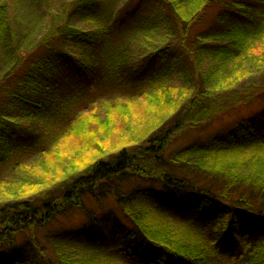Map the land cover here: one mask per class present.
Here are the masks:
<instances>
[{
	"label": "trees",
	"instance_id": "1",
	"mask_svg": "<svg viewBox=\"0 0 264 264\" xmlns=\"http://www.w3.org/2000/svg\"><path fill=\"white\" fill-rule=\"evenodd\" d=\"M7 9L0 5V64L5 63L0 73V166L16 155L11 168L25 169L18 160L22 154L37 156L35 163L53 142L69 143L71 134L80 143L91 121L102 130L111 126L109 113L124 103L105 104L108 114L102 120L88 112L71 119L73 111L65 106L95 81L104 88L140 82L147 91L139 90L136 100L153 107L162 104L161 109L175 112V119L166 127L156 126L153 135L147 132L137 155L122 148L110 160L91 162L82 178L54 184L46 197L24 198L47 184L37 176L36 182L23 178L12 185L0 180V201L17 198L0 202L4 263L29 264L33 257L40 264H114L112 259L119 264H264V129L256 130L257 122L243 123L232 136L169 152L170 138L180 129L205 130L236 103L264 98V90L256 91L264 89L263 72L256 76L260 84L233 87L245 74L264 68V0H76L65 6L57 27L38 40L31 34L35 26L23 28L25 21L12 19ZM74 19L93 24V30L70 25ZM204 22L209 29L203 30ZM162 32V45L134 54ZM168 35H174L170 42ZM212 58L217 67L204 77L212 79L209 91L199 93L204 79L194 74ZM135 59L143 60L136 64ZM144 73L149 76L137 80ZM171 77L191 82L194 99L179 107L181 97L171 95L177 90L164 91ZM50 110L57 118L65 112L59 124L69 126L55 141L41 145L32 125L26 128L11 115L19 112L31 123ZM70 146L65 149L70 151ZM134 177L139 186L160 190L134 187ZM124 183H129L128 191ZM232 185L237 194L227 193ZM106 197L114 201L123 221L114 215L92 218L68 238L36 237L35 230L82 209L85 199ZM24 230L32 233L27 260L25 255L16 261L3 255ZM66 242L89 248L90 258L77 260L66 253ZM49 249L53 251L48 256Z\"/></svg>",
	"mask_w": 264,
	"mask_h": 264
},
{
	"label": "rangeland",
	"instance_id": "2",
	"mask_svg": "<svg viewBox=\"0 0 264 264\" xmlns=\"http://www.w3.org/2000/svg\"><path fill=\"white\" fill-rule=\"evenodd\" d=\"M74 1L76 0H0V5L6 6L8 8V14L12 19L15 17L22 22L25 21V23H22L23 28L29 29L31 28V25H34L35 27L33 28V32L31 34H33V36L36 37L35 39L38 40L48 32L52 31L53 28L57 27L56 25L59 24L60 19H63L62 14L64 13L63 10L65 6L69 7ZM98 1L102 3V0ZM123 5V1H120L119 6L121 7ZM33 22L35 24H33ZM69 24L78 25V28L84 31L93 30L94 28L93 24L91 23H80V19H74ZM209 25L210 24L204 22L202 25V28H204L203 30L209 29L207 28ZM164 36L165 32H162L157 37H154V40L146 43L143 48L134 50V54H141L145 48L153 49L159 45H162L159 43ZM173 39L174 35H168L167 40L169 42ZM260 48H262V46H260ZM22 50L23 49H21L20 54L22 57H25L26 54ZM142 60L143 59H139L135 62L137 64ZM4 64L5 63L0 64V73L4 70ZM171 65L172 64H170V66ZM216 67L217 61L212 58L209 61L204 60L199 66V69L196 70L194 75H202L204 79L203 87L199 93L202 91L207 93L209 91L208 84L211 83L212 79L204 77L212 72ZM261 69V71H252L249 76L245 74L243 76L245 80L241 81L240 83H235L236 85L233 86L235 87V90L243 89L246 84L250 83L260 84L261 81H259L256 76L257 74H260V72L264 73V68ZM148 71H152V69L149 68ZM141 76L142 77H138L137 80H139V78H145L149 76V74L144 73L141 74ZM174 77H171V81L166 84L167 88L164 89V91L170 87H173L174 90L180 91L179 93H177V91H174L173 94L171 93L172 96L177 94L176 96L181 97V101L179 102L180 107L185 103L187 104L189 100H193L196 95L195 90L191 87V82L188 83V81H185L183 77H180L179 79ZM232 80V77H230L229 81L231 82ZM117 86V83H113L110 88H104L102 87V83L100 81H95L94 83L88 85L86 89L82 88L85 91V94L76 96L74 101H70L65 104V106L68 108L67 110L73 111V118L71 119H74V117L77 118L79 115H83V113L88 112L92 114V119L99 117V119L102 120L105 119L106 115L108 114V110L104 108L105 104H111L113 102L124 103L121 105V108H116L114 111L111 110L112 112L109 113L113 119V123L111 124L113 128L109 126L108 128L102 130V127H95L93 121H91V125L89 126L90 128L88 127L89 129H86V131L89 132L86 136L80 137V143L75 141L71 134L69 137V143L72 146H70V151L65 149L69 143L62 145L63 142H61V140L55 141L58 138V135L64 132L66 127L69 126L65 124H63L65 125L63 126L59 124V121L65 118V112L57 118V113L55 115L53 110H50L49 114H46V112L43 114L44 116L41 120H34L31 123L28 121H23V118L20 117L19 112H11L12 116L17 117L16 119L18 120L19 124L26 128L27 126H33H31V129L35 133V139L38 138L39 140L38 143L36 142L37 145H41L42 143L45 144L53 140L55 142L49 146L50 149H48L49 151L45 157L43 156V158L35 163L34 161H36L38 158L37 156L28 158L25 154H22V157L18 158V160L23 162L22 164H25V169H12L11 167L13 164L11 160L16 157V155L11 156L9 158V162H6L7 164L5 163L3 166H0V180L5 182L6 185H12L15 182L24 180L23 178H25V181L28 182H36L37 179L35 176H37L39 177L41 184L42 182L44 183L46 181L47 184L37 186V189H33L27 195L28 197L25 196L24 198L36 200L43 196L46 197V192H51V188L54 186V184L71 182L75 179L82 178L85 168L91 162L97 161L98 159L104 161L110 160L122 148H130L132 154L137 155L140 152L139 146L143 142L142 140L144 139L147 132H152V134L150 132L148 136L153 135L156 129H158L156 126H160L161 128L166 127L175 119V112L172 110L161 109L160 106L162 104H159L158 107H153L150 103V105H148L146 102L143 103V100H136L140 97H138V94H140L139 90L147 91V86L140 87V82H132L131 86ZM249 90L250 89L247 88L244 92ZM263 90V88L260 90L258 88L256 91L259 92ZM183 96L186 97L183 99ZM237 98L242 100L245 97L243 96L240 98L237 96ZM134 100L136 101L134 102ZM63 104H61V106ZM234 106L236 107L231 109L227 114L215 118L205 130H191L190 128L180 129L170 138L171 142L169 145V152L176 151L181 146L191 143H204L208 140H212L213 138L216 139L232 136V132H236L238 129L237 127L243 123H247V125L249 123V126H252L251 122H257L254 125L255 129L258 131L260 129H264V121H259L261 116L264 115V98L262 99L261 97L260 99H252L245 103L240 101ZM252 131L254 130L252 129ZM75 135H77V133ZM48 144L46 146H48ZM48 154L50 155L47 156ZM31 175L34 176L31 177ZM137 180L138 179L135 177L131 179V185L134 187L138 186L148 190H154L155 192L160 190L159 186L153 188L149 184L139 186L140 182H136ZM21 185L27 186L26 184ZM123 185L125 186L126 191H128L129 183H124ZM231 187L233 189H231ZM231 187L228 189L227 193L231 192L232 194L233 192V194H237L238 191H235L238 189L237 186L232 185ZM2 199V201L17 200V198L8 199L6 197H3ZM19 199L22 198L19 197ZM109 215H114V217L123 221V215L121 216L119 214L114 201L111 198L106 197L100 201L85 199L82 203V209H72L71 212L69 211L62 216L55 217V220L46 226L44 230H35V233H37L36 237L40 238L42 236L44 240L46 237L54 238L53 240H56V238L59 236L62 238L67 236L68 238V235H72V233L81 230L84 226L91 223L92 218L98 219L99 217H105ZM31 234L32 233L29 230H24V232L16 235L12 248L9 250L4 249L5 251L3 252V255L7 257L9 256L15 261L17 258L25 255L23 260H27L26 256L28 255V249L26 246L31 239ZM51 250L52 249L45 251V254L49 256L52 254ZM63 250H65L66 253L72 254L77 260L83 259L84 256L85 258H90V255L88 256L89 248L83 250L77 249L73 243L68 245V242H66ZM28 261L29 264H40L39 259L33 257H29ZM99 261L101 262L100 259H98V263ZM111 262L114 264H119L117 259H112ZM0 264H7L4 263L2 254H0Z\"/></svg>",
	"mask_w": 264,
	"mask_h": 264
}]
</instances>
